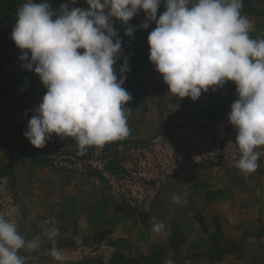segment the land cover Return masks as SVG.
Here are the masks:
<instances>
[{
    "label": "rangeland",
    "instance_id": "374dc122",
    "mask_svg": "<svg viewBox=\"0 0 264 264\" xmlns=\"http://www.w3.org/2000/svg\"><path fill=\"white\" fill-rule=\"evenodd\" d=\"M24 2L0 0V182L7 181L0 191V215L12 219L26 241L40 238L38 249L19 250L25 264H166L168 259L174 264H264V201L254 206L249 196L252 182L264 180V146L255 149L261 153L255 172L245 175L236 167L241 153L228 119L238 99L234 82L209 87L196 100L172 94L149 60L147 38L155 22L139 27L146 19L139 11L128 21L136 29L130 37L127 25L112 17L122 40L114 72L119 79L125 57L130 69L122 85L132 97L124 105L131 110L126 109L130 134L87 147L83 155L75 138L55 133L45 147L36 148L22 133L47 89L35 66L32 71L21 66L26 61L10 38ZM47 2L57 14L62 4L69 10L89 8L86 0ZM165 10L162 2L157 19ZM241 14L253 25L250 37L264 39V0H243ZM70 160L93 169L109 165L111 178L67 172ZM150 176L155 187L143 219L129 200L113 196V188L127 199L141 198L137 188ZM173 195L184 202H173ZM13 206L19 212L7 217ZM258 212L257 221L243 223V217L253 219ZM51 219L59 229L55 246L66 257L63 262L49 254L53 245L40 227ZM161 221L164 229L153 232V224Z\"/></svg>",
    "mask_w": 264,
    "mask_h": 264
},
{
    "label": "clouds",
    "instance_id": "9594fccd",
    "mask_svg": "<svg viewBox=\"0 0 264 264\" xmlns=\"http://www.w3.org/2000/svg\"><path fill=\"white\" fill-rule=\"evenodd\" d=\"M86 2L88 9L69 10L62 4L57 14L47 0L39 4L26 0L17 10L10 38L21 50L19 59L26 61L21 66L29 71L35 66L47 89L22 133L32 146L45 147L55 133L62 139L75 138L83 155L87 147H102L130 134L126 109L131 110L124 105L132 97L122 87L130 69L125 57L119 79L114 72L122 40L110 20L115 17L127 25L125 35L131 37L136 29L128 21L143 10L146 19L139 27L156 24L147 38L149 60L163 74L169 92L196 100L209 87L234 82L238 99L231 104L228 119L236 129L241 153L236 167L245 175L257 170L261 153L255 149L264 146V39L250 37L253 25L241 14L243 0ZM162 2L166 10L157 19ZM78 49H84L83 53ZM6 184V180L0 182V191ZM171 199L184 202L179 195ZM18 212L19 206H13L6 215ZM55 225L51 219L40 227L52 242L49 254L63 262L66 257L55 246L59 233ZM164 227L157 222L152 231L160 233ZM40 244L39 237L26 241L17 224L0 215V264H25L19 250L32 251ZM166 264L174 261L168 259Z\"/></svg>",
    "mask_w": 264,
    "mask_h": 264
},
{
    "label": "trees",
    "instance_id": "16d2710c",
    "mask_svg": "<svg viewBox=\"0 0 264 264\" xmlns=\"http://www.w3.org/2000/svg\"><path fill=\"white\" fill-rule=\"evenodd\" d=\"M204 106V105H203ZM202 107H195L196 110H203L204 108ZM204 111V110H203ZM205 112H203L204 114ZM14 158L10 159V161H12ZM110 164L114 163L115 160H110L108 161ZM139 164V161H137L136 163V166ZM81 166V167H80ZM133 167V168H130V170L132 172L134 171H137V167ZM65 166L62 165V169H64ZM107 167H110L109 165H105L103 163L99 164L98 166H95L94 169H93V165L90 164V163H87V164H76L73 160H70V165L67 166V172H79L80 174H86L85 172H91V173H95V175L92 174V176L94 178H98L97 176H99V174L102 176V177H107L108 179H110V174H108L107 172H109V168ZM111 171V170H110ZM114 172V171H112ZM110 172V173H112ZM97 173V174H96ZM100 176V177H101ZM99 177V178H100ZM154 177L153 176H150L148 177L145 181L143 182H140L139 186H138V191L140 192V195H141V198H134V200H130V199H127L125 196H124V192H120L118 191L115 187L113 188L114 189V192H113V196L117 197L118 199H122V201H130L138 210V212L140 213V215L142 216L143 219H146L148 217V213L145 211V204L149 201L150 199V189L151 188H154V184H155V181H154ZM97 180V179H96ZM157 181V180H156ZM136 182H134L135 184ZM148 184V185H147ZM152 190V189H151ZM205 228H207V226H204Z\"/></svg>",
    "mask_w": 264,
    "mask_h": 264
},
{
    "label": "crops",
    "instance_id": "0c3cea01",
    "mask_svg": "<svg viewBox=\"0 0 264 264\" xmlns=\"http://www.w3.org/2000/svg\"><path fill=\"white\" fill-rule=\"evenodd\" d=\"M251 186H252V188L250 190L249 196H250V199L252 200V205L258 206L259 204H261L264 201V180H262V181L258 180L256 182H252ZM260 191H261V193H260ZM248 206H249V203H248ZM260 214L261 213H259V212H258V214L256 213L253 219H250V218H248V216H245L242 218V221H243V223H246L249 220L251 222H253L255 220L257 221L258 216ZM244 235L247 236L245 233H244ZM251 235H256L259 237V240H261L260 239L261 235L256 234V233H252Z\"/></svg>",
    "mask_w": 264,
    "mask_h": 264
}]
</instances>
